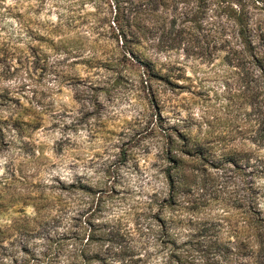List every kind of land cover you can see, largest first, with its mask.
Returning a JSON list of instances; mask_svg holds the SVG:
<instances>
[{"label":"rangeland","instance_id":"rangeland-1","mask_svg":"<svg viewBox=\"0 0 264 264\" xmlns=\"http://www.w3.org/2000/svg\"><path fill=\"white\" fill-rule=\"evenodd\" d=\"M218 1L0 0V264H256L225 226L216 256L166 240L264 189V78ZM250 26L264 48L263 10ZM79 183L101 193L90 241Z\"/></svg>","mask_w":264,"mask_h":264},{"label":"trees","instance_id":"trees-1","mask_svg":"<svg viewBox=\"0 0 264 264\" xmlns=\"http://www.w3.org/2000/svg\"><path fill=\"white\" fill-rule=\"evenodd\" d=\"M218 2L221 13L231 19L237 28L238 37L242 44L244 55L250 57L253 65L259 71V75L264 78V48L261 47L253 37L252 28L250 26V19L254 10L258 9L264 11V0H219ZM135 24L136 20L134 18L128 26ZM123 36H125V32L123 33ZM144 65L146 70L150 72L151 69L149 68V65L147 63H144ZM251 98L258 102V92L252 95ZM260 101H263V103L261 109H259L258 117L256 118L258 125L253 133V140L258 147H264V95ZM198 146H200L198 143H192L191 145L186 143V153L192 154L193 152L202 155L203 151ZM246 153L247 151L238 154H227L225 155V161L238 164V156H245ZM170 159L176 164L180 163L179 159L175 156H171ZM249 167L251 168L252 175L264 178L263 157L255 156ZM168 177L170 182L174 184L175 181L173 175L170 174ZM77 187L87 193H94L91 200H80L81 203L72 207L74 217L87 225L85 229L86 233H84L83 238H86V241H90L93 240V236H95V229L92 228V226L96 225L95 220L99 218L101 211L103 210L101 193L97 196L99 191H94L91 189V186L86 184L79 183ZM172 187L174 186L172 185ZM248 198L247 206L242 207V214H240L241 218L236 220L235 223L231 220L223 222L205 219L201 220L195 227H193L194 223L191 222V236L186 241L178 244L176 233H170V236L167 233L166 240L173 245L174 249L186 248L182 250L187 252L190 249L196 251L202 250L207 252V255L210 253L212 256H216L222 248L228 249L230 243V240L223 239L218 235V231L225 226L226 230L233 234L234 247L238 249V252H244L249 255L256 264H264V189L262 188V185H257L256 180L251 184ZM239 204L241 205L243 203ZM102 234L104 235L106 232L102 231L101 235ZM176 254L178 262H181L182 264L184 259L181 257V253ZM193 258L195 257L193 256Z\"/></svg>","mask_w":264,"mask_h":264}]
</instances>
